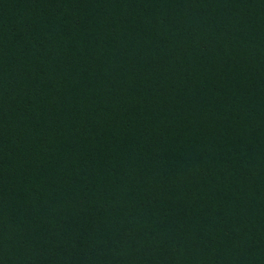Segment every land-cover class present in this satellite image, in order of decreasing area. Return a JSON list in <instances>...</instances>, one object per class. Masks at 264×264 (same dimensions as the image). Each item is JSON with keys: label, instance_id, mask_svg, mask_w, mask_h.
I'll return each instance as SVG.
<instances>
[{"label": "trees", "instance_id": "1", "mask_svg": "<svg viewBox=\"0 0 264 264\" xmlns=\"http://www.w3.org/2000/svg\"><path fill=\"white\" fill-rule=\"evenodd\" d=\"M0 264H264V0H0Z\"/></svg>", "mask_w": 264, "mask_h": 264}]
</instances>
